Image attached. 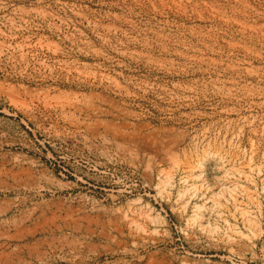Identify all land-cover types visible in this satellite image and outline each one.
Masks as SVG:
<instances>
[{
  "label": "rangeland",
  "instance_id": "374dc122",
  "mask_svg": "<svg viewBox=\"0 0 264 264\" xmlns=\"http://www.w3.org/2000/svg\"><path fill=\"white\" fill-rule=\"evenodd\" d=\"M0 264H264V0H0Z\"/></svg>",
  "mask_w": 264,
  "mask_h": 264
}]
</instances>
